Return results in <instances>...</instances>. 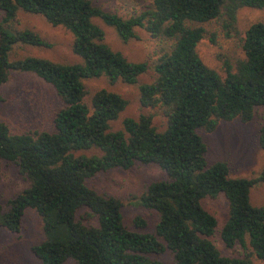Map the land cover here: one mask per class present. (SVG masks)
<instances>
[{
	"label": "trees",
	"instance_id": "16d2710c",
	"mask_svg": "<svg viewBox=\"0 0 264 264\" xmlns=\"http://www.w3.org/2000/svg\"><path fill=\"white\" fill-rule=\"evenodd\" d=\"M139 15L122 19L88 0H0V85L10 73H31L49 85L61 106L52 132L10 134L0 121V159L13 163L28 187L0 205V228L17 232L26 209L41 221L43 240L30 251L40 264H164L151 256L168 251L173 264H264V206L249 202L250 189L264 181V168L253 179L229 178L227 166H207L206 148L197 131L212 132L220 121L248 122L255 107H264V23L244 31L242 57L223 61V76L204 65L196 52L203 31L199 24L219 20L224 28L241 8L264 9V0H149ZM40 17L72 37L77 63H55L37 57L10 60L15 45L49 48L28 29L14 30L17 13ZM99 20L121 42L143 30L161 44L154 80L137 85L143 108H158L165 120L158 132L149 116L122 120L109 131L126 106L118 94L98 89L88 95L83 81L104 77L109 84L136 85L145 63L128 62L103 41ZM88 96V97H87ZM1 102V96H0ZM257 143L264 151V121ZM96 149L98 156L74 153ZM134 164L156 166L164 178L150 183L139 204L157 214L153 233L128 231L120 204L85 186V180L110 169ZM222 194L226 219L219 230L223 246H238L239 257L221 256L209 241L215 218L201 201ZM94 217L85 225L76 215ZM132 225L144 227L140 218Z\"/></svg>",
	"mask_w": 264,
	"mask_h": 264
},
{
	"label": "rangeland",
	"instance_id": "374dc122",
	"mask_svg": "<svg viewBox=\"0 0 264 264\" xmlns=\"http://www.w3.org/2000/svg\"><path fill=\"white\" fill-rule=\"evenodd\" d=\"M101 10L127 19L139 15L150 7L149 0H88ZM1 16V14H0ZM264 23V9L241 8L236 12L231 27L224 28L219 20L199 24L203 34L196 45V52L202 63L223 76V61L230 65L242 57L241 40L244 31L255 22ZM93 23L103 32L104 43L120 53L128 62L145 63L146 71L137 78L136 85L120 82L109 84L104 77L83 81L88 95L98 89L118 94L126 101V106L114 121L108 123L109 131L122 130V120H136L140 115L149 116L151 125L158 131L164 129L165 120L158 108H143L138 102L137 85L149 84L154 80L153 67L161 54V44L151 39L143 30L135 29V37L121 42L113 30L94 19ZM14 30L28 29L37 33L50 44L49 48L15 45L9 55L10 60L37 57L55 63H77L79 59L70 51L71 35L61 27H51L38 16L17 13L11 24ZM0 121L10 134H33L52 132V118L61 106L51 87L31 73H10L0 85ZM88 97V96H87ZM264 121V107H255L248 122L237 118L220 121L212 132L197 131L206 148L207 166L222 162L227 166L229 178H256L264 168V151L257 143V135ZM75 156H98L96 149L74 153ZM164 178V174L153 165L134 164L129 169L114 168L96 173L85 180V186L100 196L115 198L119 204L122 225L137 233H153L157 214L143 208L139 197L146 187ZM28 187L27 179L19 174L13 163L0 159V205L3 211L6 203ZM249 202L253 206H264V181L254 185L249 191ZM202 208L216 220L214 233L208 238L221 256L239 257L242 250L238 246L227 249L219 239V230L226 219L227 203L222 194L201 201ZM84 211L76 215L83 218L85 225H95L94 217H83ZM134 218H140L144 227L132 225ZM43 240L41 221L36 212L26 209L21 217L17 232L0 228V264H40L30 249ZM152 259L164 264H173L172 255L165 251ZM63 264H74L66 260ZM252 264H260L252 258Z\"/></svg>",
	"mask_w": 264,
	"mask_h": 264
}]
</instances>
